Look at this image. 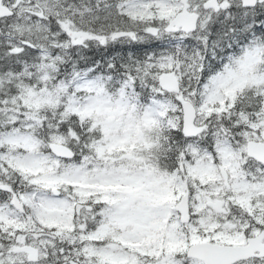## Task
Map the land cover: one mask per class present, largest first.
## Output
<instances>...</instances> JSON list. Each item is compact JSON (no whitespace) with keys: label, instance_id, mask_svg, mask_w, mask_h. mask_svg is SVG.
<instances>
[{"label":"snow or ice","instance_id":"1","mask_svg":"<svg viewBox=\"0 0 264 264\" xmlns=\"http://www.w3.org/2000/svg\"><path fill=\"white\" fill-rule=\"evenodd\" d=\"M0 264H264V0H0Z\"/></svg>","mask_w":264,"mask_h":264}]
</instances>
